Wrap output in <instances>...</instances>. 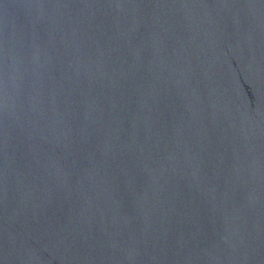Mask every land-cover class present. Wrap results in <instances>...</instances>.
I'll use <instances>...</instances> for the list:
<instances>
[{"label": "water", "instance_id": "water-1", "mask_svg": "<svg viewBox=\"0 0 264 264\" xmlns=\"http://www.w3.org/2000/svg\"><path fill=\"white\" fill-rule=\"evenodd\" d=\"M0 264H264V0H0Z\"/></svg>", "mask_w": 264, "mask_h": 264}]
</instances>
